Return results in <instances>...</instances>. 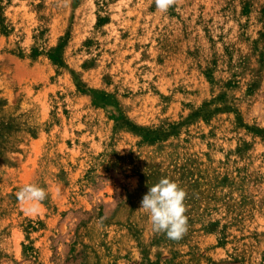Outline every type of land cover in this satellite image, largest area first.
Returning a JSON list of instances; mask_svg holds the SVG:
<instances>
[{"label": "rangeland", "instance_id": "1", "mask_svg": "<svg viewBox=\"0 0 264 264\" xmlns=\"http://www.w3.org/2000/svg\"><path fill=\"white\" fill-rule=\"evenodd\" d=\"M0 264H264V0H0Z\"/></svg>", "mask_w": 264, "mask_h": 264}, {"label": "clouds", "instance_id": "2", "mask_svg": "<svg viewBox=\"0 0 264 264\" xmlns=\"http://www.w3.org/2000/svg\"><path fill=\"white\" fill-rule=\"evenodd\" d=\"M154 3L157 11L166 13L177 0H154ZM16 196L21 204H32L34 211L35 206L47 198L48 192L36 184H26ZM186 196V191L178 183L169 178H161L143 196L139 210L149 215L155 233L166 234L168 239L178 241L188 231Z\"/></svg>", "mask_w": 264, "mask_h": 264}]
</instances>
